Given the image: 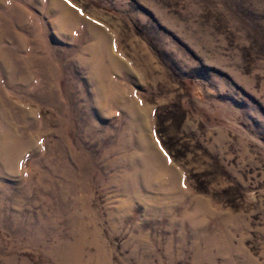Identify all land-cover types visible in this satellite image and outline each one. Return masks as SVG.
I'll return each mask as SVG.
<instances>
[{
  "label": "rangeland",
  "instance_id": "374dc122",
  "mask_svg": "<svg viewBox=\"0 0 264 264\" xmlns=\"http://www.w3.org/2000/svg\"><path fill=\"white\" fill-rule=\"evenodd\" d=\"M0 264H264V0H0Z\"/></svg>",
  "mask_w": 264,
  "mask_h": 264
}]
</instances>
